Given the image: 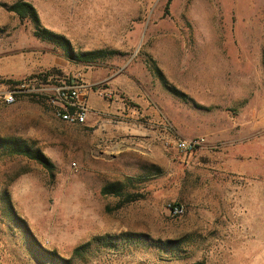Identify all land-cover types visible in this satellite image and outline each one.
Returning a JSON list of instances; mask_svg holds the SVG:
<instances>
[{
	"label": "rangeland",
	"instance_id": "obj_1",
	"mask_svg": "<svg viewBox=\"0 0 264 264\" xmlns=\"http://www.w3.org/2000/svg\"><path fill=\"white\" fill-rule=\"evenodd\" d=\"M14 1L0 0V139L54 171L0 146L17 217L0 202V264H49L40 250L67 259L89 241L70 264H264V0H171L166 13L167 0H25L75 51H114L89 64L35 37L2 6ZM68 79L87 85L82 124L54 112ZM116 182L139 197L101 194Z\"/></svg>",
	"mask_w": 264,
	"mask_h": 264
},
{
	"label": "trees",
	"instance_id": "obj_2",
	"mask_svg": "<svg viewBox=\"0 0 264 264\" xmlns=\"http://www.w3.org/2000/svg\"><path fill=\"white\" fill-rule=\"evenodd\" d=\"M171 0H167L165 4V13L167 12L168 5ZM4 9L7 12L13 13L19 21H29L32 25L33 29V35L37 37L38 39L42 41H48L51 42L57 46H59L64 56L76 63H84L89 64L92 62H95L96 60L103 59L109 55L114 54V51L107 50V49H94V50H88V51H75L68 39H66L64 36L57 34L48 28L44 27L41 22L38 15V12L36 8L28 1L25 0H17L10 4H2ZM148 70L156 77H158L165 86L166 82L164 80V77L162 76L160 70L156 67L155 63L153 61L147 63ZM7 84H19L20 81H12V80H6L2 81ZM70 79L67 80V84H70ZM169 90L174 93L175 95L184 97L185 95L183 93H179L176 89L173 87H167ZM0 146L4 149L10 151L13 154L24 156L30 160H34L37 163H39L45 170H47L50 174H53L54 171V165L49 161V159L36 147H34L32 144L26 143L24 140L16 138V137H6L0 139ZM101 194L103 195H115V196H121L123 197V203H129L135 201L139 195L136 193H123L122 192V183L116 182L111 183L103 186L100 190ZM0 202H3L7 207L2 206L1 210L6 213L10 214L11 220L15 221L17 217L12 212V210L9 212V195L7 193H2L0 196ZM139 235H135L132 233H123L118 237V240L121 243H127V244H137L140 239L138 238ZM106 240L105 237H98L93 239V241H101ZM92 241L85 242L84 244H81L80 246L74 248L72 251V254L69 258L64 259L63 257L59 256L54 251H48V250H40L42 256L45 258V260L49 264H70L71 260H73L76 257H80L84 254L86 250L90 247ZM111 246H116V243H109Z\"/></svg>",
	"mask_w": 264,
	"mask_h": 264
},
{
	"label": "built area",
	"instance_id": "obj_3",
	"mask_svg": "<svg viewBox=\"0 0 264 264\" xmlns=\"http://www.w3.org/2000/svg\"><path fill=\"white\" fill-rule=\"evenodd\" d=\"M20 86L16 89L20 91ZM13 98L9 95V102ZM51 102L55 105L54 112L62 121L69 124H82L86 121L90 112L88 103L87 85L84 83L71 82L70 84L60 85L54 88V96ZM167 127H164L166 131ZM200 145L199 139H177L175 146L180 152H189ZM175 212H179L180 208L175 206Z\"/></svg>",
	"mask_w": 264,
	"mask_h": 264
}]
</instances>
